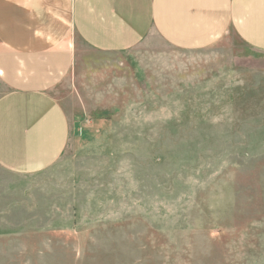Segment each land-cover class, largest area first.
<instances>
[{
    "label": "rangeland",
    "instance_id": "obj_1",
    "mask_svg": "<svg viewBox=\"0 0 264 264\" xmlns=\"http://www.w3.org/2000/svg\"><path fill=\"white\" fill-rule=\"evenodd\" d=\"M77 51L63 155L0 169V264H264V52Z\"/></svg>",
    "mask_w": 264,
    "mask_h": 264
},
{
    "label": "crops",
    "instance_id": "obj_2",
    "mask_svg": "<svg viewBox=\"0 0 264 264\" xmlns=\"http://www.w3.org/2000/svg\"><path fill=\"white\" fill-rule=\"evenodd\" d=\"M230 33L264 52V0H0V169L34 176L63 155L70 123L55 91L77 43L119 54L152 36L197 51Z\"/></svg>",
    "mask_w": 264,
    "mask_h": 264
}]
</instances>
